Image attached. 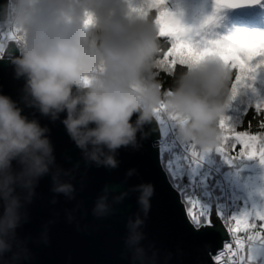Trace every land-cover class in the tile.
<instances>
[{
	"label": "clouds",
	"instance_id": "obj_1",
	"mask_svg": "<svg viewBox=\"0 0 264 264\" xmlns=\"http://www.w3.org/2000/svg\"><path fill=\"white\" fill-rule=\"evenodd\" d=\"M133 8L139 9L126 0H7L0 22L25 34L16 64L31 95L44 113L66 112L69 134L93 160L135 138L134 114L140 124L161 106L173 117L181 143L212 148L236 95L222 61L204 54L163 90L154 71L162 35L156 20ZM46 131L0 95V252L6 249L3 239L18 225L21 193L54 163ZM104 163L116 166L111 155ZM150 194L148 186L141 197L145 210Z\"/></svg>",
	"mask_w": 264,
	"mask_h": 264
},
{
	"label": "water",
	"instance_id": "obj_2",
	"mask_svg": "<svg viewBox=\"0 0 264 264\" xmlns=\"http://www.w3.org/2000/svg\"><path fill=\"white\" fill-rule=\"evenodd\" d=\"M208 1L248 13L264 0H240L235 6L233 0ZM6 3L0 0V9ZM5 15L6 9L0 10ZM20 57L9 41L0 58V95L47 129L55 159L49 173L21 193L19 222L3 239L0 264H218L219 251L232 241L216 201L211 198L208 224L196 229L161 166L156 147L161 134L154 116L136 124L134 114L135 138L93 160L69 134L63 123L66 112L42 111L27 76L18 74ZM108 155L115 167L104 163ZM65 185L67 191L57 190ZM148 186L145 210L141 197ZM135 236L140 239L134 241Z\"/></svg>",
	"mask_w": 264,
	"mask_h": 264
},
{
	"label": "rangeland",
	"instance_id": "obj_3",
	"mask_svg": "<svg viewBox=\"0 0 264 264\" xmlns=\"http://www.w3.org/2000/svg\"><path fill=\"white\" fill-rule=\"evenodd\" d=\"M126 3H132L133 5H137L139 9H145L146 11L156 7L157 17L159 16L160 11L165 10L175 14V17L182 29L179 34V42L186 44L197 55L207 54L218 57L223 64L226 62L223 59L222 52L220 53V48H225L221 47L224 45L223 43H225L227 46V44L230 45L235 38L264 34V30H253L252 32L237 31L231 34L228 33V38L225 35L226 33H222L223 29L225 28L223 23H225L226 19H229L230 17L233 19L235 15L239 14L240 12L218 7L211 4L208 0H164L162 5H153L150 0H126ZM146 11L141 15H145ZM163 36L173 39L175 44L178 42L175 36ZM17 39L19 38L12 35V32L8 39H4V44H2V48L0 50V57H2L3 50L7 46V43L9 41H16ZM188 64L190 66L192 63ZM258 86L264 87V69H258L255 74V79L247 80L246 83L239 88L245 87L246 92L249 95L254 96L256 94V87ZM162 109L166 110L164 106H161L154 117L161 124L162 136H167L170 128L168 127V120L166 119L165 113ZM170 117L173 118L171 115ZM257 137L258 139L255 143L259 150L261 146H264V136ZM218 144L219 143L207 150L198 148L197 151L187 152L185 150L184 152H181L182 156H179L178 158L176 157V160L170 162V173L173 177L181 178L183 177V169H187L191 183L189 185L190 199L193 200L192 196L197 191V189H195L193 186L197 185V180H201L200 178L204 179L203 183L205 185L206 176L209 172L205 173L203 168L196 164H186L184 168L179 165L183 162L190 163L191 161H195V159H193V153L195 152L198 158L209 164L224 179H226V181H229L230 185L235 187V190H238V192H240L243 196L245 206L238 215L232 216V214H230L231 207L230 205L228 206L229 211L227 214L232 227H230V229L233 231L236 230V232H238L239 230H245L255 226V223L258 221L264 224V221L259 219L260 216H264V160H262L258 154L253 157L241 155L239 157L231 158L227 155H224V152L220 150V146H218ZM212 157H215L214 159H217L218 163H220L216 168L213 166L211 161ZM187 165H189V168H186ZM219 167H226L232 170L223 172L219 169ZM203 173L205 175H203ZM200 196L201 202L195 201V203L199 205L201 209H203V207L204 209H208L201 194ZM224 203L225 201L216 203L217 215L220 219L224 218L223 215L226 217L224 208L226 205L224 206ZM245 214H247L248 217L247 223L242 224L239 229H236L235 222L231 221L232 218L242 217ZM223 225L227 229L228 226L224 224V222ZM262 228L264 229V227ZM249 234L251 233L249 232ZM237 235L241 240H243V237H248L245 235L240 236L239 232ZM251 238L254 239V244L242 248L241 252L239 250L241 262L248 260L249 262H255L257 264H264V235L260 238L256 237V235H252Z\"/></svg>",
	"mask_w": 264,
	"mask_h": 264
},
{
	"label": "trees",
	"instance_id": "obj_4",
	"mask_svg": "<svg viewBox=\"0 0 264 264\" xmlns=\"http://www.w3.org/2000/svg\"><path fill=\"white\" fill-rule=\"evenodd\" d=\"M156 7L151 8V10H147L145 15L148 17L149 20L152 22H155L157 18V12ZM224 29L222 33H226L225 35L229 38V34L237 31H260L264 30V3L256 8L254 11L247 13V14H237L232 19L230 17L229 19H226V22L223 23ZM15 31H19L14 26ZM11 26L9 22H1L0 23V50L2 48V44L4 39H8L9 35L11 34ZM22 32V31H21ZM224 45L221 47H227L229 44L223 43ZM175 46V43L173 39L167 37V36H161L160 37V52L156 57V67L154 68L156 75V78L161 82L163 90L167 91L169 90L172 85L174 84L175 78L181 73V71L184 70L185 66H189V64L185 61L181 62H174L173 64L166 63V57L164 60L161 59V56L164 52L170 50L172 47ZM225 48H220V53L225 50ZM195 51V50H194ZM225 70L230 76V87L235 86V81L238 78V74L235 69L228 66V62L226 61L224 64ZM264 69V68H260ZM257 105H260L262 108H264V87L258 86L256 87V94L254 96L249 95L246 92L245 87L238 88L235 98L232 100L229 108L225 112V126L223 129V134L218 142V146H222L224 143V137H227V144H228V152L224 155H227L231 158L233 157H239L241 156V145L236 144L235 150L231 149V145L235 143V140L233 138V134L229 132V130H234L236 133H248L251 135L256 136H264V110L258 111ZM167 111V110H166ZM169 114V113H168ZM170 119H173L170 117V114L168 116ZM185 150L188 151H197V147H194L190 144L182 143ZM189 152V153H190ZM197 158V156H196ZM215 157L211 158V161L213 163V166L216 168L219 166L220 163H218L217 159H214ZM176 160V153H172L168 150H164L160 153V162L163 170L165 171L171 185L173 188L179 193L180 199L182 203L185 206L187 216L192 223V225L198 229L204 225H207L208 223V209H206L204 212H201L199 215H192L191 210H189L188 202L190 199V190L189 185L190 180L187 173V169H183L181 178L173 177L170 173L169 164L171 161ZM186 164H196L194 161H191L190 163L183 162L181 164V167L184 168ZM197 165V164H196ZM199 166V165H198ZM200 167V166H199ZM186 168H189V165L186 166ZM219 169L223 172L232 170L230 168L226 167H219ZM199 177V176H198ZM197 177V178H198ZM230 184V183H229ZM200 192H202V198L206 205V207H209L211 198H214V200L217 203H220L223 194L221 187L218 183L216 175H214L212 172L208 173L206 176V184L201 185L197 188ZM231 196L229 198L230 207H231V214L232 216L238 215L241 210L244 208V199L240 192L237 194H233L231 192ZM262 223L260 221L255 223V226L245 229V230H239V235L242 236L246 233H248L252 229H260L264 230L261 227ZM237 232V233H238ZM247 264H257L253 262H249L248 260H245Z\"/></svg>",
	"mask_w": 264,
	"mask_h": 264
},
{
	"label": "snow or ice",
	"instance_id": "obj_5",
	"mask_svg": "<svg viewBox=\"0 0 264 264\" xmlns=\"http://www.w3.org/2000/svg\"><path fill=\"white\" fill-rule=\"evenodd\" d=\"M153 5H162L164 0H150ZM240 0H233L232 6L239 3ZM247 2H256V0H247ZM134 12L143 14L145 9L133 8ZM156 23L159 27L161 35H172L177 38V43L170 50L164 52L161 59L166 63L173 64L178 61H186L188 63L198 62L204 54L197 55L186 44L179 42V34L182 31L175 14L169 11H160L159 16L156 18ZM223 59L228 62V66L235 69L238 78L235 81L234 92H237L238 88L246 83L249 79H255V74L258 69L264 68V34H258L256 36H244L235 38L230 45H228L222 52ZM257 110H264L260 105H257ZM264 124V122H262ZM233 134L235 143L231 145V149L235 150L236 144L242 145L241 155L248 157L256 156L257 154L264 160V146H261L258 150L256 135L248 133H236L234 130H229ZM222 152H228L227 137H224V143L220 147ZM197 154L194 152L193 157ZM188 206L192 215H199L203 210L194 200H189ZM259 219L264 221V216H260ZM248 220L247 214L242 217H233L231 221L235 222L236 229H239L242 224H246ZM264 227V224L261 225ZM232 231V229H231ZM219 264V261H218Z\"/></svg>",
	"mask_w": 264,
	"mask_h": 264
},
{
	"label": "built area",
	"instance_id": "obj_6",
	"mask_svg": "<svg viewBox=\"0 0 264 264\" xmlns=\"http://www.w3.org/2000/svg\"><path fill=\"white\" fill-rule=\"evenodd\" d=\"M10 26H11V30H12V35H14L15 37L17 36L19 38L14 42H15V44H19L18 46L17 45L16 46L21 51V49L26 44L25 34L21 31L20 32L15 31L14 25H12L11 23H10ZM165 116H166V114H165ZM166 119L168 120L167 121L169 124L168 127L170 128L169 133L167 134V136H162L159 139L158 146L160 149H164V150H166V149L176 150L178 153V156H182L181 152H184L185 149L183 148L182 143L177 139V137L175 135L174 123H171L169 121V119L167 118V116H166ZM206 168H207V170H209L208 167H206ZM219 178H220L219 180H220L222 190H223V200L222 201H225V203L223 205L227 206V207L226 206L224 207L225 212H226V217L223 215L224 218H222V221L224 222V224H226L229 227V228L227 227L228 231H230L228 234H229V237L232 241V243H229L228 241H226L224 244V247L219 252L221 255L226 256L227 263H225V264H241L239 250L242 248H245L247 246H250L251 244H254V239L251 238L252 235H256V237L260 238L264 235V232L262 230H259V229L251 230V231H249L251 234H249V232H248V234L247 233L244 234L245 236H248V237H243V240H241V239H239V236L237 235L236 230L231 231V229H230L231 224L229 222L227 212L229 211L228 206L230 205L229 198L231 196V192L232 191L234 192V189H232L229 185H226L227 181L221 175H219ZM192 199L194 201L201 202L200 193L198 191H196L193 194ZM203 209H204V207H203ZM222 213H223V211H222ZM230 214H231V212H230ZM231 244L233 245L234 251L226 252L227 248H229Z\"/></svg>",
	"mask_w": 264,
	"mask_h": 264
},
{
	"label": "bare ground",
	"instance_id": "obj_7",
	"mask_svg": "<svg viewBox=\"0 0 264 264\" xmlns=\"http://www.w3.org/2000/svg\"><path fill=\"white\" fill-rule=\"evenodd\" d=\"M4 44V43H3ZM17 46L19 45V44H16ZM1 56V55H0ZM1 58V57H0ZM156 147H158V150H159V153H161L162 151H164V149H160L159 148V146L158 145H156ZM159 159H160V156H159ZM181 164L182 163H180V165L179 166H181ZM214 175H216V177H217V180H218V173L217 172H212ZM219 183V182H218ZM228 183H229V181H227L226 182V185H228ZM219 185H220V183H219ZM220 187H221V185H220ZM221 190H222V187H221ZM232 193L233 194H237L238 193V190H234V192L232 191ZM222 201V200H221ZM217 203V202H216ZM221 203V202H220ZM222 220V219H221ZM225 227V226H224ZM225 229H226V227H225ZM227 230V233H229L230 231H228V229H226ZM232 251H234V248H233V245L231 244L230 245V247L229 248H227V250H226V252H232ZM218 261H219V263L220 264H225V263H227V258H226V256H224V255H219L218 256Z\"/></svg>",
	"mask_w": 264,
	"mask_h": 264
}]
</instances>
